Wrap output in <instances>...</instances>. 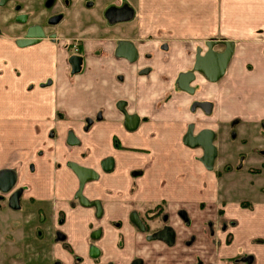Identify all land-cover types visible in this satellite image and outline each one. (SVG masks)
<instances>
[{
    "label": "crops",
    "instance_id": "0c3cea01",
    "mask_svg": "<svg viewBox=\"0 0 264 264\" xmlns=\"http://www.w3.org/2000/svg\"><path fill=\"white\" fill-rule=\"evenodd\" d=\"M46 1L0 9V264H264V183L223 180L229 164L218 125L264 121V0H52L59 21L20 46L27 27L50 18ZM211 40L234 43L225 76L197 75L194 91L183 90L179 76ZM71 41L81 48L80 71ZM199 101L212 104L209 114L194 107ZM191 124L219 137L212 169L202 148L183 141ZM70 162L100 172L84 193L103 200L102 219L77 204ZM158 205L177 231L174 245L130 221L131 211ZM97 228L102 256L94 262Z\"/></svg>",
    "mask_w": 264,
    "mask_h": 264
},
{
    "label": "water",
    "instance_id": "95a60500",
    "mask_svg": "<svg viewBox=\"0 0 264 264\" xmlns=\"http://www.w3.org/2000/svg\"><path fill=\"white\" fill-rule=\"evenodd\" d=\"M45 31L43 27L40 25H32L28 28L26 35L19 39L17 43L20 46L29 45L32 43L38 42L40 39L44 38ZM222 43L225 48L222 51H217L214 49V46L216 43ZM127 45L128 43L125 42L122 44V46ZM234 43L229 40H221V41H210L208 43V50L206 53L198 54L196 56V61L194 64V71L190 72H183L179 76L178 84L179 87L183 90H186L188 92L193 91V87L190 86V84L194 81L196 73L199 72L202 73L208 80L212 82H216L220 80L227 69V66L233 56L234 53ZM201 106L203 108H207L206 103H201ZM128 120L130 121L129 127L133 126V122L136 124V117L134 115L129 116ZM215 132L212 129H203L199 134L195 135L193 133V126L190 125L186 135L183 138L184 143L191 147V148H197L201 147L203 150V156H202V162L204 165L212 169L214 166L215 159L217 157L218 151L217 147L214 144L215 140ZM78 140L76 137H74L73 134L69 137L70 143H76ZM104 168L106 171H109L112 167V158H107L104 162ZM70 168L73 170V172L76 174V176L79 179L80 182V190L78 192L80 201L83 205L87 206H96L98 209L97 216L101 215L102 207L99 201H89V199L82 194V189L86 182L90 180H94L98 178V172L92 168L85 167L83 165H80L76 162H70L69 163ZM18 195L15 194L11 201L13 202L14 206H16ZM132 215V220L135 221L137 224H139V221L137 217H134ZM96 238L98 237V232L94 234ZM93 236V237H95ZM175 230L171 226H166L159 232H157L154 237L159 238L161 240H164L169 245L174 244L175 241ZM97 247L91 246V254L93 256H97ZM132 264H142L141 259H136Z\"/></svg>",
    "mask_w": 264,
    "mask_h": 264
},
{
    "label": "flooded vegetation",
    "instance_id": "af4514ba",
    "mask_svg": "<svg viewBox=\"0 0 264 264\" xmlns=\"http://www.w3.org/2000/svg\"><path fill=\"white\" fill-rule=\"evenodd\" d=\"M11 0H0V9H3V8H5V7H7V5H8V3L10 2ZM45 5H46V7H51V6H53V3H52V0H47L46 1V3H45ZM14 10L15 11H21L22 10V5H21V3L19 4V2H16L15 4H14ZM54 18H50V20L48 21V22H46V24L43 26V25H40L41 27H43V29H44V31H45V35H47L46 34V28H49V27H51L52 25H54V24H56L58 21H59V19H60V17H59V15H55V16H53ZM16 20L17 21H19V22H27V20H28V15H26V14H20L19 13V16H17V18H16ZM22 22V23H23ZM35 25H37V24H35ZM30 26H32V25H30ZM29 26V27H30ZM29 27H27L26 28V31H25V35H26V33H27V30H28V28ZM24 35V36H25ZM54 36L55 35H51V37L52 38H54ZM23 38V37H22ZM21 39V38H20ZM211 41H213V40H211ZM210 42V41H209ZM208 42V43H209ZM208 43H207V45H206V47H207V49H206V51L208 50ZM68 48L70 49V51H71V54H72V59H71V63H72V67H73V69L75 70V71H80V69H81V62H82V56L80 55V53H81V48H80V45H79V43L77 42V41H71L70 42V44L68 45ZM224 48H225V46L222 44V43H220V42H218V43H216V45L214 46V49H216L217 51H222V50H224ZM206 51L205 52H203L202 53V51L200 50L199 51V53L198 54H204V53H206ZM197 54V55H198ZM195 61H196V58H195ZM194 64H195V62H194ZM227 68H228V66H227ZM190 71H194V65H193V67L191 68V70ZM190 71H186V72H190ZM226 72H227V69H226V71H225V74H226ZM196 73V76H195V79H196V77H197V75H201V76H203L206 80H208L202 73H199V72H195ZM225 74H224V76H225ZM223 76V77H224ZM222 77V78H223ZM221 78V79H222ZM194 79V80H195ZM220 79V80H221ZM220 80H218V81H220ZM208 81H210V80H208ZM218 81H216V82H218ZM210 82H212V81H210ZM193 91H194V89H193ZM201 103H206L207 104V108H203L202 106H201ZM194 107H196L197 109H201L204 113H207V114H209L210 113V111H211V108H212V104L209 102V101H199V102H197L195 105H194ZM132 115H134V114H132ZM132 115H128L127 116V119H126V121H125V126H126V128H128V129H135L136 127H137V124H138V116L137 115H134L135 117H136V124H135V122H133L134 124H133V126L131 127H129L128 125L130 124V121L128 120V118H129V116H132ZM91 120V119H90ZM92 121L93 120H91L90 121V123H92ZM192 126H193V133L195 134V135H197V134H199L203 129H211V128H202V129H200L198 132H195V125H193V124H191ZM87 126V128H89V125L87 124L86 125ZM190 127V126H189ZM189 127H188V129H189ZM213 130V129H212ZM188 131V130H187ZM215 132V131H214ZM187 133V132H186ZM186 133H185V135H186ZM216 134V133H215ZM74 135V134H73ZM184 135V136H185ZM75 137V136H74ZM215 138H216V135H215ZM215 141V140H214ZM199 148H201V147H199ZM203 156V155H202ZM107 158H111V157H107ZM107 158H105L103 161H102V164H101V168H102V171H105V172H107L106 170H105V168H104V162L106 161V159ZM217 158V157H216ZM113 160V159H112ZM216 160V159H215ZM215 163V162H214ZM92 169H94V168H92ZM95 170V169H94ZM97 171V170H96ZM252 171H254V172H257V171H259V169H255V170H253L252 169ZM98 172V171H97ZM101 177V174H100V172H98V178L97 179H94V180H98L99 178ZM91 181H93V180H90V181H88V182H91ZM88 182H86L85 183V185L88 183ZM85 185H84V187H83V189H82V194L84 195V196H86L85 195V193H84V190H85ZM79 190H80V184H79V189H78V191H77V193H76V195H75V200H76V202H77V204L78 205H80V206H82V207H86V208H92V209H94V211H95V216H96V218L97 219H102L103 217H104V214H105V207H104V202H103V200H101V199H90V198H88L87 196V198L89 199V201H99L100 202V204H101V207H102V211H101V215L100 216H97V212H98V209H97V207L96 206H87V205H83L82 203H81V201H80V198H79V195H78V192H79ZM15 195V194H14ZM13 195V196H14ZM13 196H12V198H13ZM133 214H136V215H134V217H137V219H138V221H139V224H137L135 221H133L132 220V215ZM184 214V212L183 213H180V215H183ZM130 217V221L139 229V230H141V231H143V232H147V234H148V237H150L151 239H153V240H159V241H162V242H164V243H166L164 240H161V239H159V238H155L154 237V235L157 233V232H159L160 230H162L164 227H166V226H171L174 230H175V235L177 236V231H176V229L173 227V225L171 224V223H169V216L167 215V214H165L164 213V209H163V205H158V206H156V207H154V208H151V209H149L145 214H143V215H140V213L139 212H137V211H131L130 212V215H129ZM117 225H120V223L118 222V223H116ZM208 227H210L209 228V232L213 235L214 234V230H213V223L212 222H209L208 223ZM98 232V237L96 238V236L94 235L95 233H97ZM102 232H103V230H102V228H97V229H95V230H93V232L91 233V235H90V242H91V245H90V255H91V259L95 262V261H97V260H99L100 258H101V256H102V250L100 249V248H98V246L97 245H95L94 243L98 240V239H100L101 238V234H102ZM57 236H58V238L59 239H64V237H65V235H64V233L62 232V231H57ZM93 236H95V237H93ZM176 236H175V241H174V244L176 243ZM167 245H169L168 243H166ZM174 244H172V245H174ZM96 246L97 247V250H98V252H97V256L95 257V256H93L92 254H91V246ZM76 259V262L79 264V262H80V259H77V258H75ZM136 259H140V258H135L132 262H131V264L136 260ZM142 260V259H141ZM55 264H64L63 263V261L62 260H57L56 262H55ZM107 264H115L113 261H109ZM142 264H143V260H142Z\"/></svg>",
    "mask_w": 264,
    "mask_h": 264
},
{
    "label": "rangeland",
    "instance_id": "374dc122",
    "mask_svg": "<svg viewBox=\"0 0 264 264\" xmlns=\"http://www.w3.org/2000/svg\"><path fill=\"white\" fill-rule=\"evenodd\" d=\"M20 4V3H19ZM53 7H45L50 12L51 19L54 18ZM36 9V7H35ZM46 19V22L50 20ZM240 118V117H239ZM234 119L231 123L220 125L219 135L224 137L225 158L229 166L222 169L223 180L236 185L251 183H264V121H256L255 118L243 116L241 119ZM219 137L216 138V141ZM218 154L219 150L217 149ZM217 154V157H218ZM259 169L254 172L251 170ZM260 175L259 177H257ZM253 181V182H252ZM257 184V185H259ZM4 198L0 196V201ZM6 201V200H5ZM4 201V202H5ZM26 206L23 205L21 211H25ZM12 212V211H11Z\"/></svg>",
    "mask_w": 264,
    "mask_h": 264
}]
</instances>
